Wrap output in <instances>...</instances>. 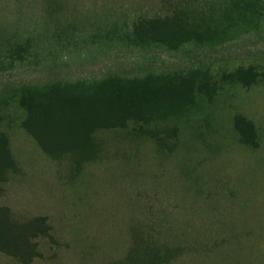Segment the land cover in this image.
I'll return each instance as SVG.
<instances>
[{"label":"rangeland","instance_id":"obj_1","mask_svg":"<svg viewBox=\"0 0 264 264\" xmlns=\"http://www.w3.org/2000/svg\"><path fill=\"white\" fill-rule=\"evenodd\" d=\"M254 1L0 0L11 159H0V206L28 240L22 255L0 248V264H264V0ZM174 11L186 27L173 40L127 36L137 17ZM110 76L142 91L123 105L127 126L107 124L118 116L92 101L79 118L32 117L20 102Z\"/></svg>","mask_w":264,"mask_h":264},{"label":"trees","instance_id":"obj_2","mask_svg":"<svg viewBox=\"0 0 264 264\" xmlns=\"http://www.w3.org/2000/svg\"><path fill=\"white\" fill-rule=\"evenodd\" d=\"M232 1H234L236 5L247 4L251 6L255 4L254 0ZM183 21V13L178 11L165 14L164 16H139L132 22L131 30L128 31L127 36L136 37V39L140 40L153 39L159 43H161V41L173 40L178 36L179 30L186 27ZM130 84L129 82L125 83V81H121L119 78L117 79L110 76L102 79L97 87H92L83 93H64L57 87L43 91L27 90L21 95L20 102L32 117H42L45 115V112L59 109V112L62 110L71 118H79V116L88 115V104L92 101L93 106L96 107V113L100 117L111 114H116L118 116V118H115L117 122L106 121L107 124L127 126V115L124 112L126 109L123 105L131 101L136 94L142 92L137 91L131 87ZM158 90L161 95V86ZM145 92H148L149 95L158 96L156 91L153 90H147ZM111 117L112 116H109L108 118L111 119ZM68 122L69 125L72 124L71 119H66V123ZM44 123L47 125L49 121L45 120ZM132 126L134 127V125ZM84 135H82V139ZM6 151L5 138L0 134V159L5 157L6 161L4 159L5 162L3 163L9 166L11 159L8 158L9 155H7ZM9 218L6 207L0 206V248L17 256L22 255L24 252L21 248V244L28 241L25 233L26 224L17 223Z\"/></svg>","mask_w":264,"mask_h":264}]
</instances>
